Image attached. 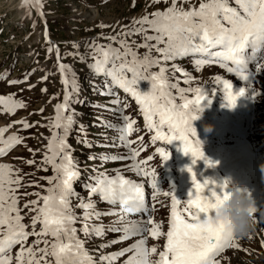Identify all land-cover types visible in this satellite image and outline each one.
<instances>
[{"label": "snow or ice", "instance_id": "6c2138e0", "mask_svg": "<svg viewBox=\"0 0 264 264\" xmlns=\"http://www.w3.org/2000/svg\"><path fill=\"white\" fill-rule=\"evenodd\" d=\"M27 2V0H25ZM159 2V0H154ZM181 5L188 3V0H180ZM236 7L230 6L229 0H200L198 7L190 4L185 10L183 6H178L177 0H170L169 6L163 11H154L151 14H144L133 22V28L122 31L118 35L128 36L136 32L144 34L150 31L151 35H143L144 42L136 47H144L147 52L140 57L132 50L125 40H118L119 47L102 46L93 44L91 46L95 55L92 57L93 63L89 65L90 70L96 75H105L111 81L105 87L111 89L117 87L129 95L138 106L139 112L143 116L144 127L153 133L151 142L157 141L169 144L172 141H179V150L191 157L193 164L199 159H205L200 150V142L195 139L196 133L191 126V121L198 118L201 110V102L208 99L205 89L179 88L176 83H169L165 75V68L160 67L159 71H150L153 66L160 63L151 56L154 49L161 60L167 62L188 56L198 57L194 59L196 66L217 63L228 73L235 76L244 83V86L233 92L232 83L227 80H220L217 83L222 85L224 97L231 107L235 104L237 97L249 94V98L257 96L256 90L252 87L254 83V73L249 70V65L255 64L256 71H264V55L259 58L258 53L264 54V0H234ZM37 8L39 5L37 4ZM139 27H136V26ZM104 25H101L103 27ZM47 39V32H45ZM110 41L117 40L116 36L105 37ZM154 41V43H148ZM162 45V46H161ZM51 51V48H49ZM111 67H108V65ZM176 68V65H173ZM61 74V83L65 85L63 102L54 106L55 115L49 119L46 125L51 133L47 138L45 152L41 163L47 170L51 167L52 175L43 177L48 183L44 189L45 194L32 193L36 200L29 201L25 205L30 212L31 224L35 229L39 223V232L25 231V225L21 223L22 217L16 207L15 188L10 185L20 186V179L12 178L10 166L0 164V264H11V249L14 245H20V250L15 254L16 264H40L51 256L54 264H94L93 260L84 250L83 245L77 239V229L73 226L79 219L82 221L80 229L86 236L95 235L103 237L105 229L101 225L90 227L89 221L99 218L102 213L95 210V205L91 197L97 195L99 200L107 202L109 205H119V219L113 222L107 229L110 232H120L119 240H125L130 236L140 235L147 230L148 234L156 239L164 237L163 250L159 251L158 259L152 261L149 257L157 253V247H145V240L140 239L129 247L121 249L117 253L99 257V264H111L117 256L131 253L124 261V264H216L214 257L228 248H236L238 237L224 228L223 225L213 223L210 219L211 209L221 198H227L229 185L227 181L215 184L209 180L203 183L196 180L191 167H187L192 180V189L188 193V198L184 200V207L181 201L177 200L173 192H164L163 195H171V210L167 219V231L162 232L160 225L152 219L146 221L151 225L144 228V221L128 220V214L148 213L145 203L142 186L131 180L125 179L116 173L115 176H108L99 173L96 177L90 178L91 182L84 183L82 187L87 190L88 201L78 197L73 191V181L79 178L80 172L76 167L67 144V137L73 130L75 123L74 113L67 112L71 103L70 93L67 89L68 81L65 78V66L58 63ZM179 71L180 69H176ZM185 77L184 83L190 82L187 73H182ZM25 81L27 76L24 77ZM140 81H146L148 90L141 92L137 85ZM10 84L20 83L18 80L9 81ZM31 88L32 85H29ZM171 89H176L180 102L176 103V97L171 93ZM45 92L46 89H41ZM77 91L73 81L72 93ZM192 93V98H188L186 93ZM103 94V93H102ZM111 94V92H109ZM211 102L210 99L208 101ZM116 103V101H113ZM0 106L4 107L7 113H12L16 108L23 107L20 101L13 100L12 96H0ZM42 112L43 109H40ZM125 127L120 129L119 139L127 147L131 141L126 139V133L132 131V123L128 116H122ZM15 123L23 124L24 128L30 125L24 121ZM44 126V125H41ZM8 127H11L9 125ZM6 128H0V156L14 145L21 142V137L15 134L9 135L6 139L3 133ZM87 146V141H84ZM29 151H32L29 149ZM131 151V159L134 161V168L138 175L147 177L148 185L153 188L155 197L159 188L152 178L154 173L146 170L143 165L135 163L138 151ZM139 151H143V147ZM155 152L163 162L169 158V153L165 147H157ZM94 157L89 156V159ZM102 160L125 159L120 156H103ZM149 161L152 157L147 158ZM29 164L34 161H28ZM205 165L211 166L205 159ZM27 194V193H26ZM77 197L79 203L77 208L82 210V216L77 217L72 211L70 199ZM31 206V207H29ZM253 217L255 226L262 224L254 213H257V206L249 209ZM105 215H118L116 212L103 213ZM201 214L202 218H201ZM119 225V226H117ZM29 235L37 237H51V241L44 239V248L37 247L35 252L40 253L39 258H35L33 246L25 248L24 241ZM118 240H110L108 243L115 244ZM38 239L33 242L38 245ZM100 247H107L101 244Z\"/></svg>", "mask_w": 264, "mask_h": 264}, {"label": "rangeland", "instance_id": "374dc122", "mask_svg": "<svg viewBox=\"0 0 264 264\" xmlns=\"http://www.w3.org/2000/svg\"><path fill=\"white\" fill-rule=\"evenodd\" d=\"M199 3L200 0H188V3L181 5L180 0H177L178 6H183L185 10H187L189 4L192 7H198ZM37 4L43 16L40 15L41 13H37L31 0H27V2L25 0H0V96H12L13 100L20 101L23 104V107L16 108L10 114L4 110L3 106H0V128H6L3 133L4 138L6 139L12 134L22 138L20 143L0 156V164L10 166L12 178L20 179V186L10 185L7 187L15 188V192L9 193V195H15L16 207L22 217L21 223L26 226L25 231L28 232H39L40 226L37 223L35 229H33L31 216L35 213L30 212L25 205L29 201L37 199L32 193L45 194L44 189L48 187V183L43 177L52 175L50 166H47L46 171L43 170L45 166L42 165L41 160L45 152L47 138L51 135L46 125L49 123V119L55 115V104L63 102L65 85L61 83L58 63L65 66L67 87L73 86L74 81L77 89L76 94H74L76 97L70 93L71 103L66 111V113L75 114L73 116L75 123L73 130L67 137V143H71V156L76 162L80 174L84 175V180L76 182L75 189L78 197L83 198L86 202L88 193L82 185L91 182L90 178L96 177L99 173H104L110 177L115 176L119 172L117 167H120L124 162V159L102 160L101 157L131 156L130 147H128L130 145L127 148H122L120 144L118 131L122 126H118V121L121 120L123 113L130 118L140 115L138 106L130 96L122 97L118 90L106 88V84H111L110 79L102 74L96 75L90 70L89 65L94 62L92 57L95 55L91 46L99 44L105 47L118 48V40L123 39L138 56L143 57L148 49L136 47V45L142 44L144 42L143 35H151L150 31L143 35L136 32L128 36L118 34L133 28L134 20L139 19L142 15L151 14L154 11H163L165 7L169 6L170 0H159V2H154V0H36V6ZM229 4L236 7L234 0H229ZM24 6L26 9H23ZM101 25L104 26L101 27ZM45 32H47L48 40L45 38ZM110 36H116L117 40L105 39V37ZM148 43L151 44L154 41ZM49 48H51V51H49ZM57 49L58 51H56ZM151 56L160 63L153 66L150 71L158 72L160 67H164L169 83H176L179 88L201 87L211 94L220 92L222 85L217 83V77L220 80L227 79L236 85H244L234 73H228L226 69L221 68L217 63L196 66L193 61L198 57L188 56L165 62L161 60L154 49L151 51ZM260 62L264 63V60ZM173 65H176V68ZM108 67H111V65L109 64ZM177 68L180 70L177 71ZM251 71L254 73L252 87L257 92V96L253 99L256 107L255 131L251 141L248 140L247 142L248 152L235 147L233 140H228V143H231L228 146L229 149L224 148V145L220 146L219 143L211 146L212 153L220 151L224 155L225 159L223 161L219 160L222 162L221 165L224 163L237 164L243 156L250 155L253 152L252 148L258 150L259 163L264 162V71L257 72L256 66ZM182 73L188 74L190 77L189 83H184L185 77ZM25 76H27L26 81ZM13 80H18L20 83L10 84L9 81ZM29 85H32V87L30 88ZM137 87L141 92H145L148 90L149 85L146 81H140ZM41 89H46V91L42 92ZM68 91L71 90L68 89ZM170 91L176 97L175 102L179 103L180 99L176 89ZM108 92H112V95ZM186 96L192 98V93H186ZM113 101H116V103H113ZM40 109H43V111L41 112ZM200 109L198 118L212 120L213 116L209 112V106L200 107ZM141 117H143L142 114ZM16 121H24L30 127L24 128L23 124L15 123ZM132 122L134 124V121ZM9 125L11 127H8ZM191 126L194 127L197 135V129H201L200 124L191 122ZM137 128L139 130H132L129 138H138L142 135L148 136L147 132L149 130L144 127L143 121H140ZM129 133H126V135ZM84 141L88 142L87 146ZM144 142L145 140H137L133 146L138 148ZM149 142L153 145L152 150L157 147H165L169 154L172 151L169 144L165 145L160 141L152 143L151 138ZM29 149L32 151H29ZM147 153L149 151L144 152L145 155ZM89 156L94 158L89 159ZM153 156L152 165H149L150 161L147 160V169L153 166L157 167L162 162L158 155L154 154ZM137 158L138 160L135 159V163L138 165L140 161H145V158H141V152H138ZM30 160L34 163L29 164L28 161ZM133 162L132 159L127 160L125 162L127 165L122 171H132L133 177L136 179L141 175H138L136 170L131 167ZM140 166L145 167L144 165ZM197 174L200 180L202 175ZM128 175L130 173L122 176L127 177ZM79 177L81 176L79 175ZM129 177L131 178V176ZM218 177L220 178L219 174H216L213 180L215 181ZM152 178H154V175ZM141 183L148 187V194L150 195L151 187L147 181H141ZM262 187L264 189V186ZM172 189L179 190L181 187L177 184ZM189 191L186 189L181 190L186 195ZM91 200L96 211L100 213L109 212L111 205L100 201L97 195L91 197ZM155 201L157 204L153 221L160 225L162 232H166L169 205L164 197L160 195L155 196ZM78 203L77 197L70 199L72 211L79 218L82 216V210L76 207ZM255 216L264 222V206ZM95 225L103 226L104 233L107 231V227L110 226L108 222L103 221L101 216L98 219L93 218L89 221L90 227ZM74 227L77 229V233H80L82 221L78 219ZM81 232L86 236L83 231ZM255 232L259 233L260 238L255 235ZM114 235L117 234L110 232V234L103 235V237L87 236L90 239L83 243V247L86 252H90L93 259L98 260L101 254L97 251L103 253L104 249L107 248L100 247L101 244H109L110 249L106 250V253L111 254L129 247L137 241V239H133L126 243H108V241L114 240ZM38 239L41 243L34 245L33 242ZM44 239L51 241V237L29 235L27 240L24 241V246L25 248L33 246L35 252L37 247H45L42 242ZM260 239L264 241V223L257 224L250 234L239 238L236 242V248L226 249L225 253L216 261V264H264V256L261 253V250L264 251V242L263 246H260ZM163 243V236L156 239L150 236L149 247L156 246L157 255L159 251L163 250ZM145 247H147V241H145ZM18 250H20L18 244L12 247L10 252L12 256L11 264H16L15 254ZM130 254L125 253L123 256H117L111 264H124ZM39 255L40 253L35 252L36 259L39 258ZM152 257L153 255L150 256V258ZM46 260L47 264H54L51 256H48ZM24 264H27L26 259ZM40 264H45V262L41 261Z\"/></svg>", "mask_w": 264, "mask_h": 264}, {"label": "clouds", "instance_id": "9594fccd", "mask_svg": "<svg viewBox=\"0 0 264 264\" xmlns=\"http://www.w3.org/2000/svg\"><path fill=\"white\" fill-rule=\"evenodd\" d=\"M209 131V128L205 129ZM261 179L264 180V162L258 165ZM255 207V201L243 187L231 184L227 198H221L211 209L210 219L232 233L233 236L243 238L250 234L255 224L249 209Z\"/></svg>", "mask_w": 264, "mask_h": 264}, {"label": "bare ground", "instance_id": "6f19581e", "mask_svg": "<svg viewBox=\"0 0 264 264\" xmlns=\"http://www.w3.org/2000/svg\"><path fill=\"white\" fill-rule=\"evenodd\" d=\"M31 2H32V5L34 6V8L37 10V13L39 12V13H41L40 15L41 16H43V13H42V11H41V9L40 8H37V6H36V0H31ZM20 3V2H19ZM21 4V3H20ZM23 6V5H22ZM23 9H26L25 8V6H24V8ZM47 40H48V38H47ZM109 127V126H108ZM117 130V129H116ZM116 132V131H115ZM169 146L171 147V145H170V143H169ZM193 166H191V168H192ZM210 168H214V166H210ZM87 173V172H86ZM200 174L202 175V177L200 178V180H199V182H203L204 180H209V181H211V182H214L215 184H220L221 183V179L218 177V179H216L215 181L213 180L214 179V177L213 178H210V176H207V178H206V176L203 174V172H200ZM80 176L81 177H79L77 180H75V181H73V184H72V188H73V191L75 192V193H77L76 192V182L77 181H82V180H84V175L83 174H80ZM175 185H177V183L176 184H174L173 186L175 187ZM86 196V195H85ZM87 197V196H86ZM72 198H75V197H72ZM71 198V199H72ZM88 197H87V201H88ZM86 201V202H87ZM84 248V247H83ZM84 250H85V248H84ZM86 251V250H85Z\"/></svg>", "mask_w": 264, "mask_h": 264}]
</instances>
